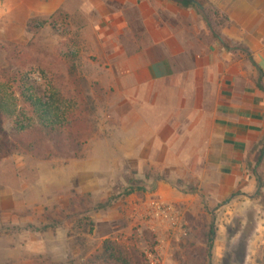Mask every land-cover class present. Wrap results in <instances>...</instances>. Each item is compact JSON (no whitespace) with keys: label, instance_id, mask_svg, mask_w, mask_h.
Returning a JSON list of instances; mask_svg holds the SVG:
<instances>
[{"label":"crops","instance_id":"crops-1","mask_svg":"<svg viewBox=\"0 0 264 264\" xmlns=\"http://www.w3.org/2000/svg\"><path fill=\"white\" fill-rule=\"evenodd\" d=\"M58 13L81 21L96 80L113 91L114 164L177 174L127 213L146 221L152 198L205 199L263 220L264 0H0L7 27Z\"/></svg>","mask_w":264,"mask_h":264},{"label":"rangeland","instance_id":"rangeland-1","mask_svg":"<svg viewBox=\"0 0 264 264\" xmlns=\"http://www.w3.org/2000/svg\"><path fill=\"white\" fill-rule=\"evenodd\" d=\"M13 24H0V90L16 92L21 111V78L58 94L49 103L80 118L71 133L83 144L65 149L43 133L19 135L15 119L3 117L9 138L18 134L37 148L30 153L0 143V264H112L101 257L107 241L142 255V264L264 263V217L257 219L256 209L243 206V218H226L221 204L202 199L173 204L171 222L133 219L130 201L150 198L161 178L177 187V174L114 164L121 158L114 94L96 80L80 20L58 13L31 19L25 30Z\"/></svg>","mask_w":264,"mask_h":264},{"label":"trees","instance_id":"trees-1","mask_svg":"<svg viewBox=\"0 0 264 264\" xmlns=\"http://www.w3.org/2000/svg\"><path fill=\"white\" fill-rule=\"evenodd\" d=\"M51 93V92H50ZM72 92H68L70 94ZM18 94L20 99L23 100L26 109L20 110L16 101H19L17 93H4L0 90V143L6 142L10 147L14 149H24L30 153H35L37 143L33 141H24V138H20L19 135L24 132L46 134L50 143H53L58 148L64 147L67 149L70 143L72 145L77 144L80 140H77L73 136L71 131L74 124L79 123V119L76 118V114L71 115V111L67 110L68 114L61 110L60 107H56V103H49L53 98L59 97L58 94L51 93L44 90L39 86V83L29 80L26 82L25 78H21V84L18 87ZM73 98H79V93L74 92ZM10 96V97H9ZM49 97V98H48ZM64 98V95L62 96ZM13 101V103L11 102ZM53 101V100H52ZM28 112V119L24 125L22 122L23 114ZM9 115L15 119L16 132L19 134L15 138H9L4 130V116ZM67 117V119H66ZM80 124V123H79ZM83 124V123H82ZM66 130L69 131L66 136ZM12 139V140H11ZM11 140V142H10ZM83 143L80 142L76 147L81 148ZM51 148V147H50ZM78 154V153H76ZM264 157V147L261 153V159ZM260 184H263L260 182ZM212 236H215L212 232ZM101 257L109 258L112 264H142V255L137 254L135 251L131 252L125 248H120L111 241H107L104 245V252ZM264 264V263H262Z\"/></svg>","mask_w":264,"mask_h":264},{"label":"built area","instance_id":"built-area-1","mask_svg":"<svg viewBox=\"0 0 264 264\" xmlns=\"http://www.w3.org/2000/svg\"><path fill=\"white\" fill-rule=\"evenodd\" d=\"M174 209L160 198H152L151 203L149 204L148 212L145 211L147 218L151 220H160L171 222L174 220ZM173 224H175L173 222Z\"/></svg>","mask_w":264,"mask_h":264}]
</instances>
